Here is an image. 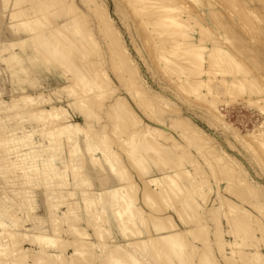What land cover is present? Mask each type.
<instances>
[{"label":"bare ground","instance_id":"obj_1","mask_svg":"<svg viewBox=\"0 0 264 264\" xmlns=\"http://www.w3.org/2000/svg\"><path fill=\"white\" fill-rule=\"evenodd\" d=\"M123 1L127 14L140 16L139 22L150 28L151 37H141L142 41H154L150 47L159 64L175 72L181 82H187L196 100L206 103V93L219 96L229 91H242L249 101L261 108V113L264 112V76L242 75V64L238 65L234 59L232 62L242 71H236L233 77L218 79L212 84L208 81L210 77L203 78L205 62L208 63V74L221 75L226 70L220 62L222 56L216 57L213 51L221 47L222 36L212 39L208 46L200 41L207 31H204L205 18L213 19L217 28L236 29L218 14L227 0L210 3L213 4L211 9L202 6L201 0H195V5L191 4L194 0L188 1L193 9L198 4L196 9L201 11L197 14L180 7L187 0ZM3 2L1 18L6 19L8 28L16 36L21 32L25 34L21 33L23 36L17 40L0 39L1 61L14 66L23 64L22 69H12L8 77L13 79V94H22L4 100L5 92L0 88V181L10 189L18 188L14 189L15 199L0 195V264H220L211 250L213 243L221 256H231L232 262L246 259L247 264L264 263V252L248 241L249 227L243 225L251 220L253 212L227 201L222 187L216 183L215 189L213 182L201 173L204 164L210 169L216 161L220 167L232 171L231 177L233 168L227 167L228 163L213 139L191 118L178 113L177 105L169 95H147L150 88L137 69L134 70L136 67L130 66V50L118 42L115 21L107 14L106 7L98 0H55L45 5L44 0ZM81 6L92 9L101 17L97 22L102 32L101 41L112 50V57H116L115 68L125 72L130 69L131 84L127 88L132 90L130 96L137 104V107L133 105L134 109L131 102L119 94L115 96L114 104L105 109L101 105L108 90H113L112 79L103 67L105 62H95L92 70L75 67L77 59L71 54L74 47L80 46L85 58L100 50L97 38L92 31H83L75 14ZM244 8L248 11L246 15L257 13L255 6ZM57 11L62 12L58 13L59 17L64 11L70 17L59 20L57 16L55 22L51 21ZM242 22L244 20L235 21V24ZM69 27L71 36L66 34ZM235 38L241 41L244 35L238 31ZM36 62L48 70L61 68L67 84L50 93L39 90L36 73L30 71ZM61 94L67 96L66 102H61ZM210 98L212 101H207L211 103L208 105L210 110L206 112L212 119L208 123L213 126V121H222L218 109L212 106L216 101ZM160 105L173 113L169 122L159 115ZM70 110L77 112L83 123L75 121ZM138 110L144 111L148 120L140 117ZM103 114L110 120L101 124ZM25 122H35L38 129L27 130ZM225 122V128L230 129ZM98 124L103 127L105 124H122L119 138L109 137L108 140L107 132L97 130ZM261 128L249 137L234 132L235 139L242 145L258 142L264 149V127ZM36 135L39 136L37 141ZM117 142L120 144L115 148L113 144ZM168 146L175 152L185 149V153L193 156L189 161L192 170L185 169L188 159L183 154L172 163L173 171L144 178L140 184L133 181L124 160L127 157L135 159V169L145 177L154 168L153 163L171 159V155L165 153ZM85 162L107 171L117 184L98 192L86 188ZM220 167L216 166V169ZM237 167L234 163V176ZM184 177L190 179V183L184 182ZM36 183L46 187L49 226L35 214L36 196L31 187ZM254 187L248 188L255 193ZM208 189L214 192L217 203L211 208L207 206L205 195ZM77 192L81 193V198L75 199ZM188 192L190 196L186 198ZM255 204L258 210L264 209V199ZM220 210L227 222L234 214V224L228 230L233 241L225 238L226 228L209 219L218 218ZM82 221L85 226L80 225ZM208 221L214 222L212 227ZM206 236L211 238L204 245Z\"/></svg>","mask_w":264,"mask_h":264},{"label":"rangeland","instance_id":"obj_2","mask_svg":"<svg viewBox=\"0 0 264 264\" xmlns=\"http://www.w3.org/2000/svg\"><path fill=\"white\" fill-rule=\"evenodd\" d=\"M42 1L43 0H41V2ZM98 1H100L106 7L107 14L110 15L115 21L114 23L117 29L116 37L118 38V42L121 43L120 44L121 46L123 44V46L128 47V49L130 50L131 53L130 66L132 67V69L136 67L134 70L136 69L138 70V71L136 70V72L141 74V76L144 78L145 82L149 86L150 93H147V95H154L156 93L159 94L165 93L164 95L167 94L166 96L169 95L172 101L176 103L177 106L175 109L178 110V113L180 112L181 115H184L187 118L188 117L191 118L198 125V127L203 129L207 133V135L213 139V142L220 150V153L226 159L229 165V166L227 165V167L233 168V176L231 177L230 174L232 171L230 170L228 171L226 168L220 167L219 163L216 161L213 162L214 168L210 167L209 169L204 164L201 173L207 180L213 182V187H215V189H217L216 183L219 184V187L220 186L222 187V194L227 201H230L233 205H239L241 207L244 206V208H246L249 212L250 211L253 212L254 215L250 212L252 214L251 220L245 221L243 225L249 227L246 233L248 237V241L255 243L257 248L260 251L264 252V209H262L261 211L258 210L255 204L256 201L264 199V149L258 144V142H253L252 144H245V145L239 144L234 136V132L235 133L237 132L242 136L249 137L251 136V133L253 134L255 131L259 130L258 128H260V130L263 129L261 127H264V112L261 113L260 112L261 108H259L256 104L252 103V101H249L250 98L244 92L242 93V91L240 92V91L232 90L233 92L229 91V93H225L219 96L210 95L213 98V100L216 101L212 106L215 105V107L218 109V116L222 121V122L213 121L212 123L213 126H210L208 122H210L212 119L209 118L206 112V110L208 111L210 107V106L208 107V105L211 104V103H207V101L211 100L210 96L208 95L209 93L205 94L207 100L206 103L205 101L201 102L196 100L193 97V94H191L187 82L184 81L181 82V79H179V76L175 74V72L166 70L161 66V64H159L156 54L152 53L153 49H151L150 47V45L154 44V41L153 40L142 41L141 38V37L143 38L151 37L149 26H144L143 24H141V22H139L140 16H137L135 14L128 15L127 14L128 10L125 9L124 7L125 2L123 0H98ZM188 1L190 3L193 2L192 0L184 1L181 3L180 7L183 8L184 11H189V13L192 14L200 13L199 12L200 9L198 8L196 9V7H198V4L193 9L188 4ZM201 1H202V6L206 5L208 9H211L213 7V4L210 3L212 2L214 4L217 3V0H213V1L209 0V2L208 0L207 1L201 0ZM243 1L244 0L241 1L227 0V3L223 2L225 6H222L223 7V10L221 9L222 12H218V14L220 15L218 16L221 17V19L226 18L229 20V22L232 24L233 27L236 26L234 27V29L236 28L235 30L231 31L229 30L230 27L228 28L227 26H220L219 28H217L212 23V22L215 23L213 19L209 21L208 18L207 19L205 17H204L205 19L201 18L205 20V23H207L206 28H204L205 29L204 31H206V29L207 31L202 34V39L200 41V44H204L208 46L212 41V39L214 38L216 39L217 37H218L217 39H220L222 36L220 40L221 47L215 48L213 51H215L216 57L222 56V58L220 57L221 58L220 62L226 68V70H224V72L221 73V75L216 73L208 74L209 71L208 63L205 62V64L202 67L203 71L205 70V74L203 75V78H206L207 76L210 77L208 81H210L211 84L217 81L218 79H228L233 77L236 71H242L241 69L238 70L236 68L235 66L236 63L238 65L242 64V69L244 70L243 71L244 73H242V75L251 74L252 76L257 75L258 77L264 76L263 74L264 53H262L264 52V0H245L246 3L245 1L244 2ZM54 2L55 0H44L43 4L44 5L51 4ZM194 2L195 3H191V4L195 5L197 3L195 0ZM3 3H4L3 0H0V11H1V5H3ZM207 3L210 6H208ZM245 5L248 6L249 8L255 6V11L257 13L251 16L249 14L246 15L248 11L244 10L245 9L244 7H246ZM77 11L78 13L75 14H77L78 20L81 21L83 31L85 33L87 31H92L94 36L99 41L100 50H98V53L96 52L94 54L92 53L91 55H89V57L85 58L83 57L82 54L83 53L82 48L80 46H76V48L74 47L71 50V54L73 57L77 59L76 60L77 63L75 67L82 68V70L83 67L85 70H92L94 69L95 62L98 61L105 62L103 67L108 71L109 76L112 79L109 80L113 86V90L110 89L108 90L107 92L108 95L106 98H104V101H102L101 105L105 109L111 103L114 104L113 100L115 96L119 94V95H123L126 99H128L129 102H131L132 104L131 106L132 109H134L133 105L134 106L136 105L137 107V104L130 96L132 90L129 91V88H127L128 85L131 84V82L129 81L132 77L131 71L129 69L127 72H125L118 70L117 67L115 68L114 59H116V57L114 56V54L113 56L115 58L112 57V50L107 47L106 43L101 41L103 40L102 32L99 30V25L97 23L98 20L101 19V17L95 15L96 12L94 13L92 9L88 10L83 6H81ZM58 13H62V12L57 11L53 15L51 21L54 22L56 21V17L58 16ZM221 13H223L224 16H222ZM69 17L70 14L64 11L63 14L59 17V20L61 18H69ZM199 17L200 16H198V18ZM241 20H244V22H242L240 25L235 24V21L240 22ZM0 21H1L0 22L1 40H5V41L17 40L19 37L23 36L22 34H25V32L23 33L21 32L22 34L20 33L19 36H16L14 34V31L8 28L9 24L6 21V19H2L0 16ZM207 21H209L210 23L209 25ZM126 23H128V25ZM210 25L212 26L211 28ZM66 30H67L66 34L70 33L68 31L71 30V27L67 28ZM235 31L236 32L239 31V33L244 35V39L241 41L237 40L235 38V34H236ZM68 36L71 35L68 34ZM246 36L248 39L247 38L245 39ZM241 42L242 45L239 46L238 44H240ZM255 48H259V50L260 49L261 50L260 51L258 49L255 50ZM16 49L18 51V48ZM237 49L239 51H237ZM8 55L9 54L6 53V56ZM233 59L236 63L234 61L232 62ZM35 64L33 67L30 68V71L31 72L34 71V73H36L37 76L36 78L38 79V85L40 86L39 90L47 91L48 93H50L53 92L52 90L57 89L64 84H67V79L63 75V70L61 68L48 70L40 62L39 63L36 62ZM22 68H23V64L14 66L8 64L6 61H1L0 59V88L5 92V95L3 97L4 100H8L12 96H19L22 94V93L13 94V92L11 91L13 86L12 84L13 79L10 80L8 78L10 75V71L12 69H22ZM118 71L121 72L119 73ZM260 82L262 81L260 80ZM182 85H185L184 88H181ZM215 96L217 97L216 99L214 98ZM60 97H62L61 102L67 101L66 95L61 94ZM160 108L161 110L159 115L162 116L163 119L169 122L170 116L173 113L171 112V110H169V108L163 105H160ZM70 111L75 121L78 122L80 121L83 123L82 119L80 118L77 112L72 110ZM138 113L139 116L141 115L140 117H142L144 120H148L147 114L144 113V111L138 110ZM102 116L104 119L101 120V124L102 122L103 124L107 123V120H110V118L107 115L105 116L103 114ZM112 119L113 118L111 117V120ZM223 122H225L226 125L230 127V129L225 128ZM101 124L97 125V130H104L105 132H107L108 140L110 138L112 139L119 138L120 135L118 134V132L120 131V129H122L123 126L122 124L119 125L114 124L113 126H106L105 124L104 125L105 128L101 126ZM24 125L25 127H27V130H31L33 128H35V130L38 129V125L35 122H25ZM132 129L133 128H131V130ZM176 138H179V136L176 135ZM35 139L36 141L39 140V136L36 135ZM117 144L119 145L120 143L118 142L114 143L113 146L116 148L118 147ZM165 147H167L166 144ZM180 151L182 152L181 154H179ZM184 151L185 149L184 150L180 149L179 152H175L171 148V146H168V150L165 151V153H169L171 155L170 157L171 159L167 160L164 158L163 161L160 162L158 161L157 163H153L154 168H152V170L149 171V174L146 175L145 177H141L140 171L135 169L134 166L135 159L127 157L124 161L127 164L129 173L132 176L133 181H136L138 184H140L142 179L144 178L158 176L159 174H161V172L173 171L171 170L172 163L177 162V160H179V157L183 154L188 159L186 164L184 165L185 169L192 170L189 161L192 160L194 157L193 156L191 157L189 153H185ZM197 156L198 155H196V157ZM58 157L63 158V156H58ZM59 162L60 160L58 161V163ZM85 163L86 165L84 167V172L86 173V179H87L86 188H91L92 190L98 192L102 188L112 187L113 185L117 184V180H115L114 177L110 176L107 173V171H103L101 169L95 168L89 162H85ZM234 163H237L238 165L237 167L238 172H236L235 176H234ZM216 166H219L220 168L216 169ZM243 174L246 175L244 176ZM183 181L186 182L187 184L190 183V179L186 177L183 178ZM0 185H1L0 195H3L2 197H7V198L10 197V199H15L14 191L17 190L18 188L10 189V187H8V185L5 184V182L4 183L1 182ZM253 185L254 186L256 185V187H254ZM248 187H254L257 190L255 193H253V191H251V189ZM45 188H46L45 186H41L40 184L36 183L34 186L31 187V190L33 193H35L36 196L35 200L37 203V208H36L37 211L35 212V214L40 220L46 221L45 224L46 226H49L48 223L49 209L46 206L47 195L45 192ZM70 188H74V187H70ZM185 195L187 198L188 196H190V192L185 193ZM205 195L207 199V206L209 205L208 207L211 208L213 207L214 204H217L214 199L216 197L214 196V192L211 191V189L206 190ZM78 198H81L80 192H77V195L75 197V199ZM182 200L184 201V199ZM41 211L42 212L44 211L45 213L43 212L42 214ZM220 211H218L217 214L218 218L215 219V217L214 218L209 217V219L213 220L214 222L216 220V222L219 225H222L224 228H226L225 238H227V240L233 241L234 238L231 239L230 235L228 234L229 233L228 230L231 227L232 223L234 224V214H233V219H231L232 216H230L227 222L224 212L222 211L220 212ZM208 215L211 214L208 213ZM208 222L212 223L211 221ZM27 223L33 226L31 223L29 222ZM213 223L210 227L213 226ZM80 225L85 226V223L82 221ZM235 226L237 228H240V226H238L236 223ZM88 231L92 232L91 229H88ZM210 238L211 237L209 236H206L204 238L205 240L204 245L207 241L209 242ZM211 247H212L211 250L213 251V254L216 258V261H218V263L220 264H247L246 259H244V261L232 262L234 261V259L231 256H227V258L222 257L221 254L219 253V250H217L218 249L217 245L214 243ZM260 264H264V263H260Z\"/></svg>","mask_w":264,"mask_h":264}]
</instances>
